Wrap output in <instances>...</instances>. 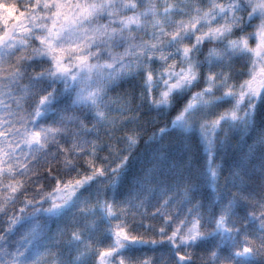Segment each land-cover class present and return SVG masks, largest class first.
Returning a JSON list of instances; mask_svg holds the SVG:
<instances>
[{"label": "snow or ice", "instance_id": "1", "mask_svg": "<svg viewBox=\"0 0 264 264\" xmlns=\"http://www.w3.org/2000/svg\"><path fill=\"white\" fill-rule=\"evenodd\" d=\"M0 264H264V0H0Z\"/></svg>", "mask_w": 264, "mask_h": 264}, {"label": "trees", "instance_id": "2", "mask_svg": "<svg viewBox=\"0 0 264 264\" xmlns=\"http://www.w3.org/2000/svg\"><path fill=\"white\" fill-rule=\"evenodd\" d=\"M259 121H260V117L258 116L257 117V123H258L257 130L255 132H253L250 136L247 137V144L256 146L257 155L259 154V144H258V140H259ZM237 139H239V137H237ZM245 148H246V146H245ZM151 210L152 209L149 208V211H151ZM139 211L143 212L144 209L142 208ZM128 219L131 220V215H129ZM162 251L166 252V249L162 250V249L157 248V250L154 252L151 248L146 247V248L140 250L137 254L138 255H143V256L148 257V258H152L154 256H156V257L160 256Z\"/></svg>", "mask_w": 264, "mask_h": 264}]
</instances>
